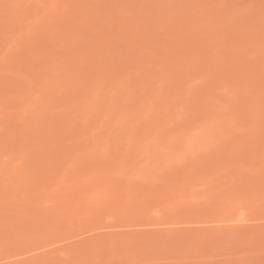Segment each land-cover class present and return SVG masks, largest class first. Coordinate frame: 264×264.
<instances>
[{
	"label": "rangeland",
	"instance_id": "rangeland-1",
	"mask_svg": "<svg viewBox=\"0 0 264 264\" xmlns=\"http://www.w3.org/2000/svg\"><path fill=\"white\" fill-rule=\"evenodd\" d=\"M0 264H264V0H0Z\"/></svg>",
	"mask_w": 264,
	"mask_h": 264
}]
</instances>
